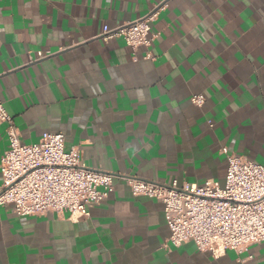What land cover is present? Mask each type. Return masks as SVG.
<instances>
[{
    "label": "crops",
    "instance_id": "0c3cea01",
    "mask_svg": "<svg viewBox=\"0 0 264 264\" xmlns=\"http://www.w3.org/2000/svg\"><path fill=\"white\" fill-rule=\"evenodd\" d=\"M153 8L148 46L101 36ZM0 102L23 143L61 132L118 174L79 220L0 205V264H264V241L169 244L163 205L119 176L223 185L222 147L264 163V0H0ZM7 145L0 123V160Z\"/></svg>",
    "mask_w": 264,
    "mask_h": 264
},
{
    "label": "built area",
    "instance_id": "2783aa9c",
    "mask_svg": "<svg viewBox=\"0 0 264 264\" xmlns=\"http://www.w3.org/2000/svg\"><path fill=\"white\" fill-rule=\"evenodd\" d=\"M157 15L158 8H153L114 28L105 25L101 36L120 37L132 50L148 46L150 22ZM191 102L201 106L204 96L194 94ZM0 123L5 124L8 139L0 160V205L10 204L17 215L68 212L79 220L113 190L118 174L87 167L78 148H65L63 133L44 132L38 142L23 143L2 102ZM221 151L227 160L223 185L211 179L199 185L119 175L134 196H148L163 205L169 244L192 241L199 250L218 257L227 249L241 252L264 241V163L226 147Z\"/></svg>",
    "mask_w": 264,
    "mask_h": 264
}]
</instances>
